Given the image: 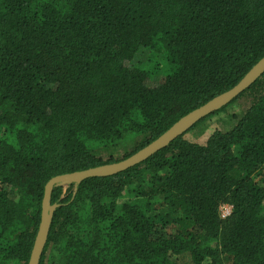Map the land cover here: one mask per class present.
Here are the masks:
<instances>
[{"label":"trees","instance_id":"1","mask_svg":"<svg viewBox=\"0 0 264 264\" xmlns=\"http://www.w3.org/2000/svg\"><path fill=\"white\" fill-rule=\"evenodd\" d=\"M263 56L264 0H0V264H28L52 177L131 156ZM231 105V128L190 135ZM51 201L40 264H264V74Z\"/></svg>","mask_w":264,"mask_h":264},{"label":"water","instance_id":"2","mask_svg":"<svg viewBox=\"0 0 264 264\" xmlns=\"http://www.w3.org/2000/svg\"><path fill=\"white\" fill-rule=\"evenodd\" d=\"M262 74H264V56L249 69V71L236 85L185 114L159 137L131 156L117 162L106 163L99 166L90 167L88 169L59 174L52 177L46 183L44 188V195L42 199V216L28 264H40L48 243L54 215L57 208L60 206L59 203H52L51 201L55 186L64 184H79L88 178L115 175L145 161L154 153L168 146L177 137L188 132L193 126H195L205 117L230 104L243 91L250 87L260 76H262Z\"/></svg>","mask_w":264,"mask_h":264},{"label":"rangeland","instance_id":"3","mask_svg":"<svg viewBox=\"0 0 264 264\" xmlns=\"http://www.w3.org/2000/svg\"><path fill=\"white\" fill-rule=\"evenodd\" d=\"M140 58L142 60H139V62L147 61L143 56H140ZM161 76L162 75H154V81H159ZM241 113L242 111L237 105H231L225 111L218 112L197 125L192 131H190V135L196 139H204L215 128H231L236 121L235 116L233 117V115H240ZM68 185L70 184H64L63 186L66 189Z\"/></svg>","mask_w":264,"mask_h":264},{"label":"built area","instance_id":"4","mask_svg":"<svg viewBox=\"0 0 264 264\" xmlns=\"http://www.w3.org/2000/svg\"><path fill=\"white\" fill-rule=\"evenodd\" d=\"M233 207L230 203H223L220 206V216L222 218H227L231 215Z\"/></svg>","mask_w":264,"mask_h":264}]
</instances>
